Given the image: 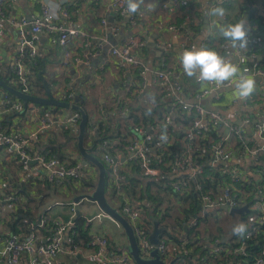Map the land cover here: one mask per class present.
I'll use <instances>...</instances> for the list:
<instances>
[{"label": "crops", "instance_id": "1", "mask_svg": "<svg viewBox=\"0 0 264 264\" xmlns=\"http://www.w3.org/2000/svg\"><path fill=\"white\" fill-rule=\"evenodd\" d=\"M228 1V6H223L220 0H188L187 6L166 9L162 8V0H144L139 12L136 14L120 15L111 10L110 0H10V7L7 11L11 18L17 19L21 16L40 14L42 4H47L54 10L65 9L70 16L69 20L65 22L66 26L84 30L89 35V46L93 54L79 63H76L75 58H81V52L84 50L80 40H71L65 46L60 47L52 46L49 43L50 34L48 32L43 31L39 35L36 48L40 58V68H38L36 76L42 86V95L40 97L45 95L43 85L45 83L51 89L54 98L60 97L59 99L63 101L65 98L62 92L68 86L72 93L79 97V103L74 102L73 99L67 100V102L79 104L88 117L85 135L90 134L92 127H95L101 119L104 120L106 116L105 120L109 118L111 121L114 120L119 125V134L109 141V146L113 147L112 152L114 154L112 156L117 159L121 171L129 176H136L133 164L129 162V154L125 151V144L128 142V130L125 127L126 125L128 127L132 126V119L128 118L129 114L132 113L140 117L139 105L141 102L146 107L149 106L147 101L157 93V89L149 74L152 70H159L160 68L178 70L181 75L183 88V93L179 96L183 103H198L204 110L216 112L227 120L229 124L238 127L244 138L255 137V125L258 124L264 112V76L246 75L253 78L256 82L255 91L248 98H239L235 94L233 87L225 86L195 100V95L201 92L202 89H205L206 84H197L195 83V77H187L179 62V55L182 53L180 48L182 37L188 38L194 43L209 39V41H212L211 44L216 46V49H219L217 45L221 46L227 41L219 35V26L234 24L243 20L247 34L250 32V17L245 9H240L239 4L241 0ZM251 1V8L255 10L254 15L258 17L261 27L259 31V44L256 47L257 52L248 54L251 48L239 50L228 46L223 56L226 60H230L236 64L240 69L243 66L252 64L254 62L253 58H256L257 64L264 62L263 0ZM217 6L225 9L223 18L214 17L209 14L210 10ZM102 20L105 21V25L102 23ZM1 25L3 37L0 45V73L3 71V74H5L3 69L6 66H11V60L17 53L19 39L16 28L9 21H2ZM114 26L117 27V31L112 30ZM170 26H183L182 33L178 34L170 31L168 29ZM134 37H141L145 40L144 47L138 50L135 55L145 64L148 73L144 77V86L140 89V93L138 95L131 93L126 96L127 89H131V86L137 88L140 85V80L137 78L138 73L136 70H131L130 72L121 74L117 68L115 59L110 56L109 50L120 47L121 44ZM258 56H260L259 59H257ZM261 67L264 69V65ZM30 89L31 86H29L27 92L22 93L32 95L29 93ZM38 89L36 88V90ZM6 94L9 93L0 88V116L1 121L4 117H7L6 121L9 126V133L7 135L26 137L29 133L37 130V115L16 111L13 108H10L6 112L3 111V105L8 103L5 99ZM13 98L16 99L15 97ZM165 98L168 97L165 96ZM122 101L126 102L121 104ZM12 104L14 105V103ZM22 104L28 105L33 103L27 102ZM127 104L129 109L124 107ZM73 113L74 111L72 110L61 111L57 107H47L46 116L51 118L53 125L46 132L41 133L42 146L36 145L34 142L28 146L31 157H35L44 151V148L53 147L54 149H58L64 156L63 160H59V155L57 154L55 159L59 165L68 166L69 164H74L73 166H78L79 168L72 178L65 180L62 187L56 188V191L49 193L51 195L47 205L51 208L46 213V217L50 223L54 221L63 222L62 220L65 219L66 221H70L73 227L75 211H79L80 215L76 216V218L85 219L83 230L89 239L97 235L105 236L111 249L114 248L118 252L127 254V238L123 229L105 216L95 203L85 199H80L77 202L74 201L75 198L91 195L95 188V186L93 188H85L81 185V181L79 180L82 177V173L84 174L87 171L90 174H94L97 181V171L88 163L83 165L82 158L79 157V153L74 148L76 139L66 141L62 135L63 128L70 127L65 125V122ZM6 114H10L8 115L10 117ZM170 123L175 126L176 130L185 132L187 129L180 122L177 124L175 122ZM140 127L142 128V126ZM2 132L4 133L3 130ZM220 132L222 137L225 130L221 129ZM124 141L125 144L122 143ZM84 147L87 149L92 148L86 138H84ZM226 148L233 150L234 153V155L231 153L233 158L226 163L229 167V173L236 171L238 177L245 182L249 178L261 182L260 174L253 169L255 165L260 164L257 159L251 160L248 156L240 157V152L235 154L237 149H235V141L231 137L227 140ZM3 150L2 152L0 151V195L10 187L12 182L24 180L30 175L43 173L39 162L31 160L34 163L27 164V170H24L18 161H14L15 156L12 152ZM99 150H102L101 146L98 148ZM260 186H264V184L257 185V187ZM236 194L239 198L236 208L244 205H247L248 208L252 200L251 197L250 201H245L250 196L248 190L240 188L239 191H236ZM105 196L109 205L112 206V202L114 203L115 201L111 200L106 193ZM169 203L170 205H174L173 200L169 201ZM165 205L164 208H159L160 211L157 216L171 214L170 211L166 212ZM13 209L11 198H4L0 201V214L3 216ZM204 211L201 212V214L203 213L201 216L209 212L212 214H209L210 217L208 216L205 221L198 223L196 228L198 237H193V241H196L195 247L197 248L201 245L202 248H210L211 242L214 240L216 244L227 243L225 246L227 247L233 238L231 235L233 230L230 231L232 225L236 226L239 224L236 219L239 214L230 215L227 211L220 208L207 211L206 214H204ZM172 213L171 216H174L176 211L173 209ZM39 220L40 218L38 217L34 225H37ZM194 220L196 219L194 218ZM167 222L173 228L174 224L171 222V219L168 218ZM72 227L67 228L63 234L61 246H63L64 253L58 254L55 257L56 264H95L90 258L93 253L91 246L82 244L77 248L75 247V249L68 250L71 242L70 229ZM158 227L163 229L162 225ZM37 228L33 231L36 247L45 244L49 240V233L47 232L48 238H45L43 233ZM0 235L8 236L0 239V251L3 252L0 264H8L10 254L4 246V242L6 239L12 237L9 236V232L2 224H0ZM183 235L184 233L180 236L179 241L186 245L187 239ZM170 249L172 248L168 247L169 252ZM20 260L23 264H27L29 258L26 254H22ZM176 264L180 263L176 262ZM194 264L202 263L196 262Z\"/></svg>", "mask_w": 264, "mask_h": 264}, {"label": "trees", "instance_id": "2", "mask_svg": "<svg viewBox=\"0 0 264 264\" xmlns=\"http://www.w3.org/2000/svg\"><path fill=\"white\" fill-rule=\"evenodd\" d=\"M228 2V0H220L221 5L223 6H228ZM251 6V0H241L239 4L240 9H245L247 11L246 13L250 17V24H256L258 31H260L261 27L259 25V19L258 17H255V10L251 8ZM211 43L212 41H205V48L212 49L223 57L225 55V50H223L220 45H217L219 46V49H216V46H213ZM257 46L251 47V50H249L248 54L257 52ZM20 60L27 70L25 72V78L29 82V86H31L29 93L40 97L42 95V86L36 76V72L38 68H40V58L38 52L33 58H29L26 54H23V56L20 57ZM260 63H258V66L263 69L261 66L264 65V62H262V64ZM249 66H251V64H249ZM3 70L5 71V74H3L2 71L0 73V79L8 86L16 90H20L21 87L15 82L16 76L13 72L12 66H6ZM174 71L179 74L181 86L179 93L182 94L183 88L180 72L178 70ZM137 78L141 81L142 76L137 74ZM155 87L157 89V93L154 97L151 96L147 101L149 106L146 107L144 103L141 102L139 105L140 117L130 113L128 118L130 117L132 119V126L128 127L126 125L125 129L128 130L127 138L129 131L134 126H142V128L145 130L148 127L156 129V137H154L151 142L146 143L145 145L146 151L151 156L152 166L159 170V174L155 178H146L144 176H140V170L135 160H129V162L133 164V167L136 171V176H129L120 169L118 171V175L124 178L122 181L123 185L121 186L124 191V198L129 204L131 203L137 205L141 209L140 214H142V218H140L138 221L139 227L142 229L143 233L148 236L153 222H156L158 226L162 225L163 231L160 234V241H162L166 247L172 248L170 249V252L168 249H166L159 255L160 259L165 262L176 260V262L180 264H194L196 262H201L202 264H253L255 259L260 256V252L264 245V228H257L250 237L245 239V233L248 231L246 228V216L248 215V212L239 214L237 216L238 218H236L239 224L245 225L246 230L243 232V234H235L232 232L231 235L233 238L227 247H225L227 243L216 244L214 240L211 242L210 248H202L201 245L196 248V241H193V237H198L196 231L198 223L200 221H205L209 214H212L209 212L208 214L201 216V218L197 217L195 218L196 220H194V217L201 214V212L204 210V203L202 200L204 196H208L211 200L219 201L222 191L231 187L229 189V194L234 200L237 201L238 204L239 198L236 194V191H239L240 188H245L248 190L250 196L245 200L248 202L251 200V197H253L254 190L258 188L257 185L262 183L264 184V153L257 157V160L260 162V164L253 167V169L258 171L260 174L262 183L259 181H254L252 178H249V180L246 182L240 178L233 181V178H231V173L228 172L229 167L226 165L228 162L216 164L214 167L209 165L211 159L209 151L210 147L221 142V139L227 134L229 135V138L231 137L235 141V149H237L235 154L240 152V157H243L245 156L243 153L244 148L246 146H252L254 143H256V138H244L241 135V131H239V134H230L226 129H224L225 133L221 137L222 134L220 130L223 128H220L216 125H210L193 143L188 145L190 161L186 163V167H188L190 164H192V166L196 165L200 168V173L188 181L185 186H181L179 190H175L173 185L182 178H185V175H181L179 177L173 176L170 173L169 167L173 162L177 161L182 150L180 141L186 143L187 133L176 130L175 126L171 125V123L167 126H164V117L170 114L171 122H175L176 124L180 122L182 125H185V128H190L193 122L198 119V116L193 111H182L175 99L165 98V93L163 90L156 85ZM36 88L39 89L36 90ZM5 99L8 103L4 104L3 108L7 111L12 108V103L15 104L20 102L9 94L5 95ZM37 107L40 109V116L47 115V107ZM124 107L129 109L128 104L124 105ZM130 111H132V109H130ZM6 115L8 116L10 114ZM6 118L7 117H4L1 121L0 116V128L1 131H4V135L9 133V126L7 125ZM106 118L107 116L104 118V120L101 119L98 121L97 125L95 126V130L90 134H86L84 138H86L91 144V155L100 161L104 166L105 193L109 195L111 200L115 201V199H117L118 201H121L114 190V180L108 176L110 168L102 160L103 154H114L112 152L113 147L111 148L109 146V141L110 139L114 138L115 135L119 134V125L116 124L114 120L111 121L110 118L105 120ZM156 124L158 125L156 126ZM256 127L257 124L255 125V131ZM62 135L66 141L75 140L77 136L76 132L71 127L63 128ZM161 137H163V139ZM164 139L167 141L163 142ZM41 140L42 134L40 133L36 142L34 143L36 145L38 144L39 146H42ZM104 142L106 144H103ZM122 143L125 144V141ZM100 146L102 147V150L98 151ZM74 148L77 151L76 145ZM2 150L3 149H0L1 152ZM227 150L230 151V153H233V150H229L228 148ZM26 151L31 156L28 148ZM40 154L44 155L46 158L55 159L57 154L59 155V160H63L64 158L61 152L58 151V149H54L53 147L48 149L44 148V151H42ZM14 158V161H18L16 157ZM73 165L74 164H69L68 167ZM42 172V174L39 173L40 175H30L24 180L16 181L14 183L12 182L10 187L0 195V201L4 198L12 199V205L14 209L7 215L3 216L0 214V224H2V226L7 229L10 234L9 236L16 240H21L30 234H34L33 231L37 228V226L35 227L34 223L38 217L44 220L43 226L38 227L37 229L43 233L45 238H48L47 232H52V229L56 227V221L50 223L46 217V213L51 208L47 205L51 195L49 193L56 191V188L58 189L62 187L65 180L72 178L74 175L66 177L62 181L56 182L48 181L46 178V173L44 171ZM81 176L82 177L79 181H81L82 186L85 188H93L95 186L96 177L94 174H90L86 171L84 174L82 173ZM197 187H199V189ZM172 200L174 205H170L169 203V201ZM122 202L123 201H121V203ZM114 203L112 202L113 208L116 209V211L126 219L125 215L121 211V203ZM164 204H166V212L170 211L171 214H173L172 211L174 209L176 214L171 216V214L168 213V215L164 214L160 217L157 216L160 211L159 208H164ZM168 218L171 219V222L174 224L173 228L172 225L167 222ZM84 220L85 219L76 218L73 221L74 225L70 229L71 242L69 246L71 248H73V246L77 248L82 244L89 245V242L91 241V238L89 239L83 230ZM62 221L67 222L65 219ZM193 221L196 223L195 225L191 224ZM184 226L188 227L186 232L183 230ZM234 227L235 225H232L230 231H232ZM183 233V237H186L185 239H187L186 245L179 241V238ZM5 237L8 236L0 235V238ZM240 247L242 248V251H236ZM109 250L118 253V251L114 250V248H109Z\"/></svg>", "mask_w": 264, "mask_h": 264}, {"label": "built area", "instance_id": "3", "mask_svg": "<svg viewBox=\"0 0 264 264\" xmlns=\"http://www.w3.org/2000/svg\"><path fill=\"white\" fill-rule=\"evenodd\" d=\"M188 0H162V8L175 9L179 6H187ZM10 7V0H0V45L3 37L2 33V21H9L12 26H14L18 32V48L16 56L11 60V66L13 72L16 76L15 82L19 84L21 92H27L29 88V83L25 78L26 67L20 60L23 54H26L29 58H33L37 54L36 44L39 35L45 31L50 34L49 43L52 46H65L71 40H80L83 44V51L81 52V58H75L76 63H79L83 59H87L91 54H93L90 48V38L89 35L81 29L67 27L65 22L69 20V13L65 9L54 10L50 8L47 4L41 5V13L38 15L21 16L17 19L11 18L8 14V8ZM110 8L114 12L120 15H130L127 13V3L126 0H110ZM105 25V21L102 20ZM183 26H170L168 29L174 31L178 34L182 33ZM113 31H117V27H112ZM181 38V37H180ZM247 47L251 48L257 46L259 43V31L256 24H251L250 32L247 34ZM206 39L200 42L198 45L191 42L188 38L182 37L180 41V48L182 52L186 49H191L192 47L205 48ZM145 40L141 37H134L121 44L118 48H113L109 50L110 56H112L117 64V68L122 73L130 72L131 70H137L138 74L142 76L140 85L137 88L131 86L132 89H127L126 96L133 93L138 95L140 89L144 86V77L148 73L145 64L135 55V53L144 47ZM229 46V42L225 41L221 47L226 50ZM241 71L245 75L251 76H264V69H261L256 62H253L251 66L241 67ZM154 85L158 86L163 90L165 96L168 98H173L177 101V104L181 107L184 112L193 111L197 116L192 126L187 128L185 132L186 143L180 141L182 150L178 156L177 161L170 165V173L173 176L185 175L180 181H177L173 187L175 190H179L181 186H185L188 181L193 179L197 174L200 173V168L198 166H192L190 164L186 167V163L190 161L188 145L193 143L210 125H216L220 128L226 129L230 134H239L240 129L232 124H229L227 120L219 116L216 112L206 111L204 108L198 105V103L186 104L180 99V80L179 74L174 70L169 69H159L152 70L149 73ZM195 83L201 84L195 77ZM206 84V83H203ZM225 86H228L227 84ZM224 86V87H225ZM140 87V88H139ZM213 84H206V88L202 89L201 92L195 95V100L206 96V94L217 90ZM66 100H71L75 95L72 93L70 88H67L62 92ZM79 98V97H78ZM126 101H122L125 103ZM13 110L22 111L26 113H32L38 116V128L37 130L29 133L26 137L22 136H10L4 135L0 128V149H5L12 152V154L17 158L18 162L21 164L24 170H27V162L35 160L39 162L42 166L41 170L47 175L48 181H62L66 177L74 175L78 171V166H63L59 165L54 158H46L42 154H37L35 157H31L26 151L28 146L33 142H36L38 138V133L46 132L52 125L53 121L50 117L40 116V109L34 104L23 105L22 103H16L12 106ZM3 111H7L3 108ZM79 119V113L74 112L67 120L66 123L74 129L77 134V121ZM171 122L170 114L164 117V126H167ZM95 130L92 127L91 133ZM184 132V133H185ZM157 131L155 128L149 127L148 129L141 128L139 126L132 127L128 142L125 146V151L129 154L130 160H135L138 164L140 174L146 178H155L159 174V170L152 166L151 156L146 151V143L151 142L154 137H156ZM229 135H225L221 139V142L216 143L210 147V162L209 165L214 167L219 163L229 162L233 156L230 151L226 148V141ZM256 143L252 146H246L243 150L245 156H248L251 160H256L257 157L264 153V112L257 124L255 131ZM167 140L164 139L163 142ZM103 144H106L105 142ZM102 160L109 166L110 172L108 176L114 180V190L116 195L121 201L115 199L116 203H121V211L125 215L128 223L130 224L133 234L136 238L137 245L142 256H148L150 251L153 249L152 245L148 242V236L143 233L142 229L138 225V221L142 218L140 214L141 209L134 204H129L124 198L123 188L121 187L123 177L118 175L120 169L119 163L113 162L112 158L108 154L102 155ZM231 178L233 181L239 179L236 171L231 172ZM199 189V187H197ZM231 188V187H230ZM226 188L221 193V198L219 201H213L208 196L203 197V209L205 211H211L221 206H227L228 209H233L238 206L237 201L232 198L229 194V189ZM9 200V199H7ZM204 211V212H205ZM103 215V214H102ZM104 216V215H103ZM44 220L40 219L35 227H42ZM195 225L193 221L191 223ZM72 227L70 221L67 222H56V227L49 232V240L40 246H35L34 234L28 235L26 238L21 240H16L14 238L6 239L4 242L5 248L8 250L10 256L8 259V264H23L20 260L22 254H26L29 258L27 264H56L55 257L58 254H63L64 249L62 244V237L66 229ZM264 228V186H260L254 190L252 201L248 207V215L246 216V228L248 231L245 233V239L250 237L257 228ZM1 239V238H0ZM91 248H93V253L90 258L95 264H135L131 258L123 252H114L109 250V242L105 236H95L91 238L89 242ZM67 249V248H66ZM75 249L68 247V250ZM168 247L164 245L162 241L159 242L157 246L158 254L163 253ZM238 252L242 251L240 247ZM3 252L0 251V262L2 260ZM253 264H264V245L260 252V256L257 257Z\"/></svg>", "mask_w": 264, "mask_h": 264}, {"label": "water", "instance_id": "4", "mask_svg": "<svg viewBox=\"0 0 264 264\" xmlns=\"http://www.w3.org/2000/svg\"><path fill=\"white\" fill-rule=\"evenodd\" d=\"M246 17V16H245ZM206 20V19H205ZM200 43V42H199ZM199 43H196L198 45ZM260 56H258L257 59H259ZM253 61L256 62V58H253ZM44 90L45 95L43 97L33 96L24 94L10 86H8L4 81L0 79V88H2L5 92L11 94L16 99L20 100L22 103H33L38 106H44V107H57L60 108L61 111H74L79 113V119L77 121V136H76V147L77 151L79 153V157L83 160V165L86 163L90 164L92 167H94L97 171V181L94 188V191L91 195L83 196L82 198H75L74 201L77 202L80 199H85L87 201L95 203L99 210L108 218H110L112 221H114L118 226H120L124 234L127 238V247L126 251L128 256L131 258V260L135 264H176V260H172L170 262H165L162 259H160L157 246L160 242V234L163 231L160 227H158V224L156 222H153L151 232L148 235V242L150 245H152L153 249L149 253V257L142 256L139 247L137 245L136 238L133 234L132 228L130 224L127 222V220L120 215L116 209H114L112 206L109 205L107 198L105 196V169L103 164L95 159L89 152H91V148L87 149L84 147V136L87 130L88 126V117L83 111V109L78 105L74 103L67 102V100L61 101L59 98H54L51 89L45 84ZM74 102H78L79 99L77 96H74L73 98ZM79 103V102H78ZM65 125L69 126L66 122ZM94 126V125H93ZM113 162H116L117 159L114 158L112 155H110ZM35 161V160H34ZM34 161H28V164L34 163ZM221 210L227 211L230 215L234 214H243L248 212L247 205H244L239 208H233L228 209L227 206H221ZM207 211L204 212L206 214ZM203 214V213H202ZM202 214L195 216L194 218L200 217ZM80 212L75 211L74 219L76 216H79ZM38 224V222H37ZM183 230L187 231V226L183 227Z\"/></svg>", "mask_w": 264, "mask_h": 264}, {"label": "clouds", "instance_id": "5", "mask_svg": "<svg viewBox=\"0 0 264 264\" xmlns=\"http://www.w3.org/2000/svg\"><path fill=\"white\" fill-rule=\"evenodd\" d=\"M126 3L127 13L136 14L144 0H126ZM209 14L223 18L225 9L217 6L212 8ZM218 33L229 42L232 49L244 50L247 47V32L243 20L219 26ZM179 62L187 77H196L198 81L213 84L216 88H222L227 84L234 88L235 94L241 99L250 97L255 91L256 82L253 78L246 76L236 64L212 49L201 47L186 49L180 53ZM245 230L244 224L233 228L235 234H243Z\"/></svg>", "mask_w": 264, "mask_h": 264}]
</instances>
